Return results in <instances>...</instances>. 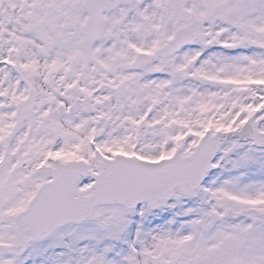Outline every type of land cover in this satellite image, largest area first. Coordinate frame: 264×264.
<instances>
[{
  "label": "snow or ice",
  "instance_id": "1",
  "mask_svg": "<svg viewBox=\"0 0 264 264\" xmlns=\"http://www.w3.org/2000/svg\"><path fill=\"white\" fill-rule=\"evenodd\" d=\"M0 264H264V0H0Z\"/></svg>",
  "mask_w": 264,
  "mask_h": 264
}]
</instances>
